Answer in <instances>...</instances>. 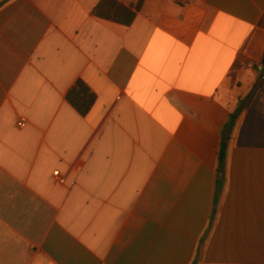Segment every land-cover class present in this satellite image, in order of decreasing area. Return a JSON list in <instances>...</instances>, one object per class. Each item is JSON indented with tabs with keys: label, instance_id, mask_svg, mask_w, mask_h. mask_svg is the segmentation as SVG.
<instances>
[{
	"label": "crops",
	"instance_id": "0c3cea01",
	"mask_svg": "<svg viewBox=\"0 0 264 264\" xmlns=\"http://www.w3.org/2000/svg\"><path fill=\"white\" fill-rule=\"evenodd\" d=\"M99 1L0 0V264H264V0Z\"/></svg>",
	"mask_w": 264,
	"mask_h": 264
},
{
	"label": "trees",
	"instance_id": "16d2710c",
	"mask_svg": "<svg viewBox=\"0 0 264 264\" xmlns=\"http://www.w3.org/2000/svg\"><path fill=\"white\" fill-rule=\"evenodd\" d=\"M141 7V2L135 6H126L117 0H100L99 3L91 11L92 15L110 22H114L123 26H130L136 17L137 12ZM264 75V64L261 67L260 76L257 78L256 83L253 85L249 94L245 99L240 100V104L230 113L227 122L222 130V139L219 142L218 160L220 168H222L225 156H226V141L229 140L230 134L235 126V123L249 101L252 92L258 87L262 76ZM65 100L67 103L82 117H85L91 110L95 103V93L83 82L81 79H77L75 83L68 89L65 94ZM219 183V182H217ZM220 192V186L217 184L214 197L213 207H216ZM214 215V208L212 209L210 221H212ZM202 242V240H201Z\"/></svg>",
	"mask_w": 264,
	"mask_h": 264
},
{
	"label": "built area",
	"instance_id": "2783aa9c",
	"mask_svg": "<svg viewBox=\"0 0 264 264\" xmlns=\"http://www.w3.org/2000/svg\"><path fill=\"white\" fill-rule=\"evenodd\" d=\"M24 124H25V120L24 119H21L20 121H19V126H24ZM55 175H57L58 173L57 172H55L54 173Z\"/></svg>",
	"mask_w": 264,
	"mask_h": 264
},
{
	"label": "rangeland",
	"instance_id": "374dc122",
	"mask_svg": "<svg viewBox=\"0 0 264 264\" xmlns=\"http://www.w3.org/2000/svg\"><path fill=\"white\" fill-rule=\"evenodd\" d=\"M243 99H245V97H243ZM238 104H240V102H239V101L237 102V106H238Z\"/></svg>",
	"mask_w": 264,
	"mask_h": 264
}]
</instances>
